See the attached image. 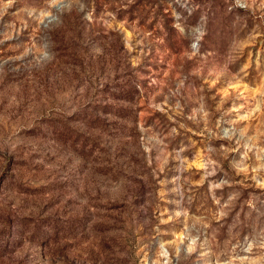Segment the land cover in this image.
I'll use <instances>...</instances> for the list:
<instances>
[{
    "label": "rangeland",
    "instance_id": "1",
    "mask_svg": "<svg viewBox=\"0 0 264 264\" xmlns=\"http://www.w3.org/2000/svg\"><path fill=\"white\" fill-rule=\"evenodd\" d=\"M0 264H264V0H0Z\"/></svg>",
    "mask_w": 264,
    "mask_h": 264
}]
</instances>
